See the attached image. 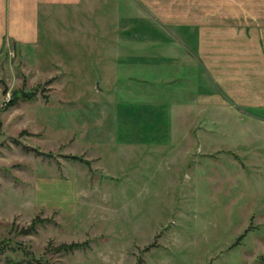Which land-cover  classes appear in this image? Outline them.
Returning a JSON list of instances; mask_svg holds the SVG:
<instances>
[{
	"label": "rangeland",
	"instance_id": "obj_1",
	"mask_svg": "<svg viewBox=\"0 0 264 264\" xmlns=\"http://www.w3.org/2000/svg\"><path fill=\"white\" fill-rule=\"evenodd\" d=\"M110 5L0 54V264H264V107L200 108L211 79L162 58L184 30Z\"/></svg>",
	"mask_w": 264,
	"mask_h": 264
},
{
	"label": "crops",
	"instance_id": "obj_2",
	"mask_svg": "<svg viewBox=\"0 0 264 264\" xmlns=\"http://www.w3.org/2000/svg\"><path fill=\"white\" fill-rule=\"evenodd\" d=\"M132 2L152 6L165 25L184 30V49L187 55H167L162 58L173 69L177 79H182L184 75V81L180 83L184 87L191 85L194 70L211 79L216 90L214 93L211 91V96L204 94L205 97L199 99V104H196L200 108L226 107L228 103L219 95L220 91L234 106L242 110L264 107V0ZM128 3L129 0H0V54L5 49L19 47L34 50L38 47L43 24L53 13H65L68 10L75 14L81 10L85 14H97V11H105L107 5L111 4L110 7L116 11ZM119 18L118 25L122 26L123 22H127V15ZM98 25L100 28L108 27L103 20H99ZM132 56L137 55H121L120 59L134 60ZM136 59L138 62L130 65L136 68L123 72V83L138 87L142 84L141 87H144L142 69L146 67L145 61L152 59L145 56ZM123 65L125 64L120 62V67ZM157 66L163 68L160 64ZM182 70L184 74L181 73ZM153 76L160 82H171V77L167 74L163 78L162 74L155 73ZM119 83L122 81L117 82L118 85ZM122 91L129 96L127 88ZM191 92L189 89V99ZM130 98L138 101L137 97ZM184 107L187 109L185 105ZM187 113L185 110V115ZM183 123H187L185 116ZM190 133L192 134V130L187 134L191 136Z\"/></svg>",
	"mask_w": 264,
	"mask_h": 264
}]
</instances>
